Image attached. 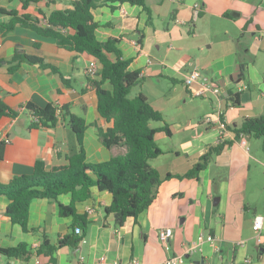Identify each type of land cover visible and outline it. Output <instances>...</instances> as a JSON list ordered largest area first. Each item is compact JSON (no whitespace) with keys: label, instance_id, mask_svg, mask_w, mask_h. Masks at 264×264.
<instances>
[{"label":"crops","instance_id":"crops-1","mask_svg":"<svg viewBox=\"0 0 264 264\" xmlns=\"http://www.w3.org/2000/svg\"><path fill=\"white\" fill-rule=\"evenodd\" d=\"M145 4L150 21L141 5L129 3L101 1L91 14L97 23L96 39L118 38L115 46L122 59L130 60L128 69L143 73L133 86L134 95L142 93L168 124L170 134L158 130L154 135L162 150L150 160L161 180L156 196L135 219L128 218L117 226L113 215L104 211L111 194L93 190L91 197L75 203L76 212L89 220L84 237L75 248L60 247L55 264H93L101 254L121 264L131 258L140 264H163L166 258L181 254L200 233L213 236L214 241H202L201 251L187 256L184 264H264V151L260 138L247 135L246 150L232 131L245 117L264 112V71L257 69L264 66V0H145ZM0 7L42 21L53 10L71 7V0H38L25 8L20 0H0ZM8 18L0 14V21ZM16 53L44 58L58 68L68 85L38 64L22 62L10 71ZM107 56L116 60L114 53ZM148 57L150 63L146 62ZM93 59L87 53L59 47L54 38L20 25L0 35V101L17 112L13 118L0 117V142L5 137L10 140L3 143L0 183L32 173L38 160L46 170L63 166L78 149L67 113L58 115L54 126L31 127L27 102L40 107L65 105L68 112L81 117L87 161L101 162L124 152L123 148L105 147L96 133L97 126L107 124L96 110L95 88L85 72ZM239 65L244 66L242 70H236ZM195 67L201 78L186 86L184 75ZM205 81L217 84L219 91L193 96L192 89ZM240 82L248 89L239 93L240 106H232L226 97ZM103 86L110 88L108 83ZM218 109L228 130L226 144L209 157L195 177L183 176L202 161L210 147L217 146L218 123H206L203 118ZM149 125L160 128L163 122L150 121ZM71 199L66 193L57 200H32L27 222L30 230L25 231L5 215L10 200L0 196V246L23 242L37 248L44 235L55 243L73 224L71 216L59 214L58 203L67 205ZM89 207L92 212H87ZM256 216L263 218L259 244L253 227ZM164 226L173 229L167 248L158 239V230ZM239 241L245 245H237ZM7 262L53 264L45 256L24 261L0 255V264Z\"/></svg>","mask_w":264,"mask_h":264},{"label":"trees","instance_id":"trees-1","mask_svg":"<svg viewBox=\"0 0 264 264\" xmlns=\"http://www.w3.org/2000/svg\"><path fill=\"white\" fill-rule=\"evenodd\" d=\"M20 1L22 8H25L28 3L38 0ZM101 1L141 5L148 14V21L151 20L145 0H71V7L51 11L44 17L45 22L38 17H31L25 13L18 15L15 10L0 7V14L9 16L8 20L0 21V35L20 25L42 36L54 38L59 47L77 53H87L97 61L98 74L95 78L88 77V82L95 88L96 110L107 125L97 126L96 133L105 147L124 149L122 154L111 156L108 160L89 162L85 158L82 146L85 124L81 117L68 112L65 105L48 103L40 107L27 102L25 109L31 118H37L31 123V127L54 126L58 115L67 113L68 126L76 137L78 149L69 155L68 163L63 166L46 170L43 163L38 160L32 173L16 175L9 182L0 183V196H6L10 200L5 215L13 223L29 231L28 210L32 200L35 198L57 200L59 195L70 193L71 202L67 205L58 203V207L60 215L73 218V224L55 243H51L44 235L37 248L23 242L10 247L0 246V255L7 260L26 261L32 256H45L55 264V253L60 247L66 245L77 247L84 237L89 220L86 215L76 212L75 203L91 197L95 189L111 194V202L104 207V211L113 215L117 226L123 225L128 218L135 219L148 208L156 196L161 180L158 171L150 165V160L161 154L162 150L155 143L154 135L158 130L170 134V130L163 114L154 109L142 93L129 96L131 88L140 80V73L139 70H129L130 60L120 57L115 46L118 38H110L104 42L96 39L94 30L97 23L93 20L91 9ZM141 38L142 35L139 39ZM107 53L116 54V60H110ZM11 62L15 64L9 67L10 71L22 62L38 64L41 68L58 74L68 85L58 68L42 57L16 53ZM104 83H108L110 88L104 87ZM226 98L232 106H240L239 93L228 91ZM16 115V111L0 101V117L13 118ZM150 121H161L163 125L154 128L149 125ZM232 131L236 137L243 132L248 136L260 138L264 151V112L258 116L245 117L239 126L232 128ZM225 144L224 142L210 147L201 157L202 161L196 163L183 176L195 177L209 157L220 152ZM3 146L4 144L0 142V156Z\"/></svg>","mask_w":264,"mask_h":264},{"label":"built area","instance_id":"built-area-1","mask_svg":"<svg viewBox=\"0 0 264 264\" xmlns=\"http://www.w3.org/2000/svg\"><path fill=\"white\" fill-rule=\"evenodd\" d=\"M42 21L45 22V19H43ZM133 43L136 44V47L138 48L136 41H134ZM146 62L147 63L151 62L149 57L146 59ZM98 71H99V65L95 59L91 60L87 64L86 69H85V72L89 78H95L98 74ZM142 74L143 73H140L139 77ZM200 78H201V72L197 67H195L191 69L189 72L185 73L183 82L186 86L190 87L192 84L196 83ZM246 89H248V85L244 82H240L238 84H235L234 92L240 93L241 91L246 90ZM218 91H219V86L217 84L209 82V81H205V82H201L197 88L192 89L191 93L193 96H205L208 92H218ZM221 114H222V110L218 109L214 113L209 114L203 118V121L206 123H210L212 121H215V123H218L219 135L216 139V145L224 143L225 141L224 136L228 132L224 122L222 121L220 117ZM32 119L33 121L37 120L36 117H33ZM246 136L247 135L242 132L238 135L237 138H238V143L241 146H243L246 150H248L249 145H248ZM2 142L4 144H7L10 142V140L9 138L5 137L2 140ZM92 211H93L92 208L90 207L87 208V212H92ZM262 219L263 218L261 216H256L253 222L254 223L253 227L256 231L255 239L258 244L261 242L260 231L262 228ZM172 236H173V229L170 226H164L158 230V239L164 248L168 247L169 241ZM204 240L212 243L214 241V238L213 236L209 234L204 235L203 233H200L196 241H192L189 244L185 245L184 250L181 254H176V255L166 258L163 264H184L187 256L196 254L197 252L201 251L200 245H201V242ZM237 245L244 246L245 242L239 241L237 242ZM245 261L249 262L250 260L249 258H246ZM93 264H121V263L118 260H110L105 254H101L96 258ZM126 264H140V261L137 258H131V260Z\"/></svg>","mask_w":264,"mask_h":264},{"label":"rangeland","instance_id":"rangeland-1","mask_svg":"<svg viewBox=\"0 0 264 264\" xmlns=\"http://www.w3.org/2000/svg\"><path fill=\"white\" fill-rule=\"evenodd\" d=\"M258 70H261V71H264V66L262 65H258V68H257ZM246 83L248 82V80H247V78L244 80ZM167 83L166 84H171L169 81H166ZM165 87H166V85H165ZM134 95V89H133V87L131 88V91L129 92V96H133ZM152 123H156L157 121H151ZM254 261H255V259H254Z\"/></svg>","mask_w":264,"mask_h":264},{"label":"water","instance_id":"water-1","mask_svg":"<svg viewBox=\"0 0 264 264\" xmlns=\"http://www.w3.org/2000/svg\"><path fill=\"white\" fill-rule=\"evenodd\" d=\"M243 67H244L243 65L236 66V70H240V69L242 70ZM226 95H227V94H226Z\"/></svg>","mask_w":264,"mask_h":264}]
</instances>
